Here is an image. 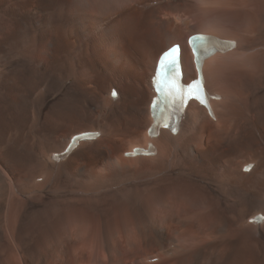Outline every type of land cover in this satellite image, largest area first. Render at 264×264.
I'll return each instance as SVG.
<instances>
[{"label": "bare ground", "instance_id": "1", "mask_svg": "<svg viewBox=\"0 0 264 264\" xmlns=\"http://www.w3.org/2000/svg\"><path fill=\"white\" fill-rule=\"evenodd\" d=\"M56 1H59V0L46 1L48 3L44 8L46 10H48V8H51V9L54 8L53 6L55 5ZM61 1L63 5H62V9L60 8V10H63V8H65L66 6V5L64 6L65 0L64 1L61 0ZM72 1L74 2V0ZM129 1L130 0H117L116 1L122 7L121 11L128 10L129 15L128 16L125 15V18L123 19L120 18L121 20H119V18L117 20H114L112 22V25L109 26L110 30L106 28L105 30L106 33H107V30L109 32L113 30V33H111L109 36V42L111 44L109 52L112 54L113 52L114 53L117 52V50L126 51L128 49L127 47L131 44H129L125 40L123 35L129 30H131V32L133 33H136V36H135L136 38L132 42L133 43L132 45L134 46L135 51L137 52L136 58H138L139 60V58L141 59V57H143V59L145 58V60L149 62L153 57H155L154 70L152 71L153 73L152 74L150 73L148 75L149 72L147 73L146 71L145 72L136 71L133 68V64H134L133 56L128 53H126V56H127L126 58L118 59L116 63L118 62V64H121L119 66L123 68L122 70H120V72H122L121 74H127L131 76L132 78H137L138 76L140 77L141 75L142 77L147 76L148 81H149L148 88H143L142 86H138L134 82L133 84H129V85L118 84V88L111 87L109 89L107 98H97L92 91H86L85 89L84 90L86 91L85 93L83 92V89H81L82 86L80 88L79 84L82 81L81 75H80V78L76 80V82H74L71 86L61 87L59 90L63 93L62 96H64V100L62 102L64 105H65V101H67L68 99L76 100L79 96L78 91H81L80 92L81 97L84 98L82 100L83 102L87 101L88 106L86 107V106H83L84 104H81V105L75 106L73 109L67 110L65 113L59 112L61 110V107L59 110L55 109V111L53 112H52V109H49V110L47 109L48 117L47 118L45 117L47 119L46 122L50 120L48 122V125L53 126L51 127V129L53 130L62 129L64 127V123L66 124V122L67 123L74 122L75 124L77 123L80 126V129L74 132L72 130H71L72 132L68 130L69 133L66 134L67 136L65 137L64 135L65 138H63L60 143L54 146L55 148L47 147L45 151L41 150L40 152L36 153V155L34 154L37 166L38 168L40 167L39 168L40 172L38 171V175L25 176V177H21L18 179H16L15 177L12 180V182H8L6 177H4L2 173H0V221L6 217H9V220H10L9 227L11 230V234L12 236H15L16 230H17L16 226L19 223L22 213H24L22 206L24 205L23 202L25 199L23 198H26V197L30 198L32 194H34L35 192H42L44 188L47 189L48 191V192L46 191L47 193H50V191L52 192L54 189H57L56 187H58V184L54 185L53 187L51 186V184H56V183H52L53 179L56 177L59 170L61 171L62 169L64 170V168L66 169L70 165L72 166V163H73L72 160H76L80 162L82 165L85 164V167L90 166L92 168L88 172L90 174L96 173L95 170L93 171V169H95L98 162L107 160L105 163L107 164L111 163L110 160L112 157L111 158L107 157L105 151H103L100 148H92L91 146H89L90 144L92 143L99 144L104 141H107L110 143V141L115 140L117 138L116 137L117 135H121V134H125L128 137L130 136L132 139L133 138L136 139V138H139L140 133L143 132L144 144L142 145L141 142L140 143L135 142V143H132L131 145L129 143V146L131 145L130 149L129 148H128L129 150L126 149L127 151H124L122 155L126 156V153L132 152L137 147H142L146 150L149 149L150 144H153V146L155 147L154 149L155 153L152 155L140 154L138 156H135V157H144V156L154 157L156 159L155 161H156L157 167L153 168L154 170L152 171L147 172V170H145L142 172L143 174H145L143 175L145 179L143 178V176H141L142 175L141 174L140 176L144 179L143 181L144 184L142 183L141 187H138L139 185L138 183V185L136 184L137 186H135L134 189L132 188L133 186L131 187L132 189L130 188L131 190H136V192L139 191V194L141 192L144 195L148 193V196H147L146 201L144 198L145 202L143 206H141L140 208L138 207L139 209H137L136 211L126 210L125 212L123 208H119L120 206L119 207L117 206L118 209H116L117 210L116 215L119 216V219H118L119 221L117 222V224L112 222L109 219L107 222L105 221L107 223L106 228L108 229V237H109L108 241L109 242L113 241L114 237L118 233H122L124 234L125 239L128 240L127 244L130 247L132 246L133 248L140 249V245L142 244L141 239L148 238L151 234H153L155 236V245L152 248L153 251L145 255L142 254L141 256L137 257L135 260L146 258L147 261L150 260L152 262L156 261L155 259H157V261H161V264H170L172 262L174 264H191V261H193V259L195 258L196 264H211L212 262H218L219 260H221V257L227 253L226 246H229V247L237 246L239 243V237H240L241 241L243 240L247 245H245L246 247L240 246V247H235L231 249L233 252L240 251L241 253L238 262H233V264H264V222H253V223L250 222L251 219L255 218L259 214L264 215V53L263 54L259 53V56L255 54L254 55H249V54L238 55V52H240L241 50L250 51L249 47L248 48L245 47L246 44H244V42L247 39L244 40L243 44H239L237 38L220 37L218 33H216L215 31L209 30L211 28L209 29L207 28V30H205L204 26H201L195 29V26H194L195 20L193 16L186 15L185 13V10L188 9L189 7V2L187 0H173L172 4H167V5H161L162 3L160 5H157L158 4L157 0H147V1H152V2L156 1L155 4L157 6H154L153 8H146V9L139 10L140 14L143 17L141 23L136 21L134 17V14L136 13V11L138 12V10L135 9V5H134L137 3L131 2L129 4L131 5L130 7L131 9H130V8H127ZM71 5L72 6L67 7L65 10L67 12V16L65 20L68 21V23L67 22H64L65 24L60 23V25L58 26L57 34L59 35L61 32V29L63 28L66 29L68 26L71 27L72 34H74V36L79 30L78 29L79 25L76 24L77 19L74 18L76 16L74 12H76L78 9L75 4H71ZM220 5L221 7L222 5L225 6V4H222V3H220ZM233 6L234 8L232 9H235V10L231 11V8L229 10L226 7L227 10H225V12L220 15L221 21H223L222 24L229 25V26L233 24V28L235 29L233 32H231V34L233 33V34L239 35L238 33L239 30L244 31L242 30L246 26V25L244 26V23H247V24L250 23V25L252 24L250 29H252L253 28L252 26H254L255 29L257 30V33H259V34L256 33L257 35H259L258 41H256L257 40L256 39L253 42L263 43L264 41V0H246L244 4H240V2L239 3L237 2V3H234ZM35 15L36 13H34V16ZM72 15L74 17H72ZM47 17L40 16V18L44 19V21H48ZM116 26L117 28H115ZM214 28H217V26H215ZM224 29L225 28L221 30H223L225 33L226 31ZM255 29H253V31ZM217 30H220V28L216 29V31ZM223 31H219L220 34ZM224 33H222V35ZM243 33H240V35ZM64 34L65 35L63 36L67 35L66 32ZM195 34H204V35L216 37L218 39L232 40L236 42V47H234L233 49L226 50L224 52H216L215 54H211L204 59L202 73L205 79V87L210 94L209 104L211 107L212 116H209L207 110L202 105H200L199 102L192 100L189 102L187 108L186 109L184 108V111L182 114H179V111L181 108L177 110L179 117H181V121L179 123V132L177 134L171 132V130L163 129L160 131V133H158L157 136H151L149 134V128L151 127L154 119L151 116L150 104L152 102V98L156 96L153 83H152V78L154 77L155 72H156L157 62L163 52L168 50L173 45L180 44L182 47L181 59H182V67H183V72H184V83L188 84L192 80L197 79L198 74H197L196 65L194 62V55L188 45L189 37ZM231 34L229 33V35ZM106 37L104 33V38ZM5 38L7 40V37ZM162 38H164V40ZM55 39H58V38H55ZM248 42L249 41L247 40V44L249 45ZM254 43H253V47L256 44ZM218 46L220 45H217V47ZM6 47H7L6 44L5 45L3 44L2 47H0L1 53H4ZM41 47L42 46H40V48ZM220 48H224V46L221 45ZM187 50L189 51V54H190V59L192 62V65H191L192 69L189 68V65H187L184 59V56L187 53L186 52ZM17 52H19V48H16L13 51V53H11L13 55L9 54L8 56L16 57L18 55ZM51 55L53 58V62L57 63L56 61L57 59L55 58V56H53L54 54H51ZM8 56H7V59H8ZM235 56H238V57H235ZM18 59L20 60V58ZM85 60H86V64L85 63L84 64H85V68L87 72L91 74L92 76L93 75L96 77L99 76L100 72L97 71L96 69L97 67L95 66V61L91 59L92 61L91 62L90 59L88 58H85L84 61ZM126 61L130 62L131 64L130 63L127 64ZM139 63L141 62H136V65L137 64L139 65ZM5 66H7L6 63H5ZM119 66L117 67L120 68ZM118 68L115 69V72H119ZM17 69L19 68H16V70ZM30 69L32 70V68ZM191 70H193V72ZM23 71L25 72V69ZM188 77L189 79L186 81V78ZM40 80L42 82L41 78ZM59 84H61V82ZM113 89L117 90V93H118L117 98L111 97V91ZM53 90H56V89L53 88ZM54 93L57 94L56 91ZM21 94H23V92ZM60 98H61V95H60ZM26 100L27 99H24L22 104L23 105L25 104V107L28 108V106L30 107L31 102L30 101L26 102ZM6 104H9V102ZM66 104L69 105V103L67 102ZM42 106H43V109L46 108L44 107V104ZM37 109L39 108L37 107ZM37 113H39V111ZM41 114H42V110H41ZM11 115H14V114L12 113ZM213 115H214V118H213ZM39 116H40V113H39ZM41 118H43L42 115H41ZM21 122L23 121L21 120ZM46 127L48 126H45V128ZM38 129L40 130L39 127ZM192 130L196 132L194 135L191 134ZM87 132H99L100 137L91 138L88 140H80L78 142L77 147L74 150H72L68 156H65L64 158L60 160L54 159V154L63 152L67 148L72 137H74L75 135H79V134L87 133ZM42 133L40 134L41 135L45 134V133L43 134ZM60 136L62 137V135ZM50 137L52 138V136ZM141 137L142 136H140V138ZM3 138H4V135H3ZM22 141L24 143V140ZM55 143H57V141ZM26 147H27V144H26ZM11 150H13V148ZM28 150H23V151L29 152ZM17 151L18 150H16V152ZM114 151H116L117 153V149ZM22 153L19 152L18 154H22ZM238 154H243L244 160L242 164L238 163L239 162L238 159H242V158L237 159ZM12 157L13 156L11 152L7 151L5 153H0V162H3L6 167L12 169L13 165L15 164L14 162L15 159L13 160ZM32 157L33 156L31 155V158ZM133 157L134 156H130V158H133ZM236 160L238 162H236ZM249 164H252L251 171L245 172L244 167ZM97 167H99V165ZM97 169H100V168H97ZM116 170L118 169L116 168ZM121 172L119 174H122V173L124 174V172L126 171H123L122 173ZM132 174L133 173L131 171L127 175H123L122 177L123 180L130 178L127 181H131ZM118 178L119 177L117 176V179ZM77 179H78V176H77ZM119 179L115 181L119 182ZM41 180H43L44 182L39 183V181ZM112 180H114V178ZM148 180L151 182H148ZM110 185H111V182L108 181V182H105V184H103L102 187L105 188V187H109ZM98 187L99 186H97V188L93 190V192L91 193H89L90 191L89 190L88 195L96 193L97 192L96 190L98 189ZM125 188L123 190H125ZM20 191L21 193H19ZM12 193L13 194H18V193L23 194V198H21L23 199V201L21 199L15 200L16 197H14L15 199H13ZM118 195L120 196V194ZM116 196L113 198H108L105 201H103L104 199L102 200V197H101L100 199L102 200V202L94 201V200L92 201V199L91 201H88V200L81 201L80 200L81 202L79 204L77 202H74L75 200L73 201L72 199L70 200L65 199V198L61 199L63 197H61L60 199L54 198L53 200L47 202L45 206H42L43 210L39 211L40 214L36 216V219H38L37 224L42 225L41 227L43 229L42 232L45 231V233L48 234V237L50 235V239L48 241L50 242L51 245H53V247L58 244L60 248H65L67 244H76L78 242V239L83 236V233L81 231V226L84 223L85 225H88V226L92 225V223H96L95 217L92 214H98L100 222H102V219H101L102 215H107L105 219H107L111 215V205H113V202ZM90 197H92V195ZM82 198L83 197H80V199ZM88 198L89 196L87 197V199ZM93 198H96V197H93ZM233 198H234V201H232ZM76 199H79V197ZM20 200L22 202H20ZM127 203L129 204V202ZM127 203L125 206H127L128 208ZM78 207H82L85 210H87L86 215H88L89 217L84 218L82 215L79 216V211L76 210ZM62 211L66 212L67 216L61 217L60 214ZM76 214H78V216ZM138 214H144L148 218L149 227L146 230H143L138 234L130 233L129 231L130 225L134 224V219ZM74 215L77 217H74ZM69 216H71L72 220L65 223L64 222L65 219L68 218ZM77 221L80 224V228H75V231L70 230L69 225L71 223H78ZM119 224L121 225V232H119V229H118ZM167 229L172 231L171 236L165 233ZM182 231H184V234L181 236L180 233ZM38 234L39 233H37V235ZM1 237L3 238L2 235ZM196 237H197V241H201L200 245L197 244ZM207 237L214 239V240L218 239V241L216 242L207 241L205 240L207 239ZM13 238L14 237H12V239ZM17 238L18 237L16 236V239ZM133 238H137V241H129V240H132ZM20 241L21 239H19L18 242L15 241L17 242L15 244H17L18 246V243H20ZM21 244L23 245V243ZM30 244H33V242H30ZM7 245L9 244L7 243ZM22 245L20 249H22ZM40 245H42V243H40ZM102 246L106 247L107 252H111L109 243L106 242ZM16 247L12 249L13 251L11 250V254L13 253L12 254L14 255L13 258L15 257L14 259L15 264H21L20 263L21 261L19 262L18 261L19 258L17 257L19 256V252L17 254V251H16L17 248H19L20 246H18L17 248ZM38 248L40 249L41 246L39 247L37 245L35 247L34 252L32 251V249L30 250L29 248L25 251L26 252V263L25 264H30L31 262H35V264L36 263L37 264H47L46 257H43V255H41L40 253L37 254ZM20 249L18 250L20 251ZM101 249L103 251L105 250V248H101ZM115 251L116 252L119 251V248L117 246L115 247ZM109 254L110 253L106 254V259H107V262L111 264L113 263V259L112 257H110L111 255ZM148 255H152V256H148ZM9 258L10 257L6 258L5 260H1L0 264H10L11 262L8 261Z\"/></svg>", "mask_w": 264, "mask_h": 264}, {"label": "rangeland", "instance_id": "2", "mask_svg": "<svg viewBox=\"0 0 264 264\" xmlns=\"http://www.w3.org/2000/svg\"><path fill=\"white\" fill-rule=\"evenodd\" d=\"M46 1H49V0H44V1L43 0H0V2L2 3V5L0 3V27H2V28H0V42H1L0 47H2L3 44L7 45L4 53H1V51H0V77H1L0 78V100L2 98V100L0 101V109H1L0 110V115H1L0 117L2 118V119L0 118V124H1L0 125V153H5L7 151L11 152L12 156H13L12 157L13 160L15 159L14 160L15 164L13 165L14 169L13 168L10 169V168L6 167L3 162H0V164H1L0 171H2L0 173H2V175L4 177H6L8 182H12V180L15 177H16V179H18V178L25 177V176L38 175V171L40 170L39 169L40 167L38 168V166H37L34 154L36 155V153L40 152L41 150L45 151V149L47 147L48 148H50V147L55 148L54 146H56L58 143H60L62 141V139L67 136L66 134L69 133L68 130H70V132H72V131L74 132V131H77L80 129V126L77 123L75 124L74 122H71V123L66 122V124L64 123V127L62 128L63 130L62 129L53 130V129H51V127H53V126L48 125V122L50 120L48 122H46L47 121L46 118L48 117L47 112L49 109H52V112H53V111H55V109L59 110L61 107V110L59 112L65 113L67 110L73 109L75 106H78L81 104H84L83 106H86V107L88 106V102L87 101L83 102V100H82L84 98L81 97V94H80L81 91H78L79 96L76 100H70V99L67 100L66 99L67 101H65V105H64L62 102L64 100V96H62L63 93L59 90L61 87L71 86L74 82H76V80H78L80 78V75H81V80L83 82L82 81L80 82V84H79L80 88L82 86L81 89H83V92H85V93H86V91H92L97 98H107L109 89L111 87L118 88V84L129 85V84H133V82H134L138 86H142L143 88H148L149 81H148L147 76L142 77V75H141L140 77L138 76L137 78H132L131 76H129L127 74H121L122 72H120V70H122L123 68L121 66H119L121 64H118V62L116 63V61L118 59L126 58L127 57L126 53L133 56V60H134L133 68L136 71H138V72H145L146 71L147 73L149 72L148 73V75H149L150 73L152 74L153 73L152 71L154 70L155 57H153L149 62L146 61L145 58L143 59V57H141V59L139 58V60H138V58H136L137 52L135 51V48L132 45L133 44L132 42L136 38L135 37L136 33L131 32V30L127 31L123 35L125 40L129 44H131L127 47L128 49L126 48L127 49L126 51L125 50H119V51L117 50V52H115V53L113 52L114 54L113 53L112 54L114 57L109 52V49L111 46V44L109 42V36L111 33H113V30H111L112 32L108 31V30H110L109 26L112 25V22L114 20H117L118 18H119V20H121V19L125 18V15H127V16L129 15L128 10L121 11L122 7L120 6V4H118V2H116L117 0H74V2L72 0H67V1L65 0L66 3L64 2V6L65 5L66 6H65V8H63V10H60V8L62 9V5H63L61 0L56 1L55 5L53 6L54 8H52V9L48 8V10H46L44 8L48 3ZM172 1L173 0H157V2H158L157 5H160L161 3H162L161 5L172 4ZM187 1L189 2V7H188V9L185 10V13H186V15L193 16V18L195 20L194 21L195 29L199 28L201 26H204L205 30H207V28L208 29L211 28L209 30L215 31L216 33H218V35L220 37L237 38L239 44H243L244 40L247 39L249 41L248 42L249 45L247 44V40L244 42V44H246L245 47H247V48L249 47L250 51L241 50L242 52L241 51L238 52V55H247V54L254 55L255 54V55L259 56V53H262V54L264 53V46H263L264 41H263V43H258V42L256 43L255 42L257 45L253 42L256 39H257L256 41H258L259 35H257V34H259V33H257V30L255 29L254 26H252L253 28L250 29L252 24L250 25V23L249 24L244 23V26L245 25L246 26L242 30H244L245 32L239 30V32H238L239 35L233 34V33L231 34V32H233L235 29V28H233V24L231 26L222 24L223 21H221L220 15L223 14L225 12V10H227V8L229 10L231 8V11L235 10V9H232V8H234V6H233L234 3L240 2V4H244L246 0H223V1L222 0H220V1H218V0H215V1L214 0H187ZM211 1L213 2V4ZM216 1H217V3H216ZM131 2L137 3L134 5H135V9L138 10V12L141 9L153 8L154 6H157L155 4L156 1L152 2V1H147V0H130L128 2L127 8L131 7V5H129ZM220 3L225 4V6L222 5V7H221ZM71 4H75L77 9H78L76 11L77 13L74 12L75 10L73 11L76 14V16L74 17L72 15V17L77 19L76 24L79 25V27H78L79 33L77 32L75 34L76 37L74 36V34H72V30H71L70 26H68L66 29L65 28L61 29L60 35L57 34L58 33V26L60 25V23L61 24L62 23L65 24L64 22L68 23V21L65 20V18L67 16V12L65 10L67 7L72 6ZM78 4H79V6H78ZM147 4H148V6H147ZM138 12L136 11V13L134 14V17H135L136 21L141 23L143 17L140 14V12L139 13ZM34 13H36L35 16H34ZM45 13L48 15H46ZM77 14H79V15H77ZM40 16H42V17L48 16L47 17L48 21H44V19H41ZM6 17H8V18H6ZM59 20H60V22H59ZM43 21H44V23H43ZM97 22H99V23H97ZM82 23H83V25H82ZM12 24H13V26H12ZM215 26H217V28H214ZM106 28L108 29L107 33L105 32ZM115 28H117V26ZM219 28H220V30L216 31V29H219ZM223 28H225L224 30L226 32L227 31L228 32L224 33V31L221 30ZM253 29H255L256 31L255 30L253 31ZM219 31H223V32H221V34H220ZM65 32L67 33V35L63 36V35H65L64 34ZM9 33H10V35H9ZM104 33H105V37L108 34L109 35L106 38H104ZM222 33H224V34L222 35ZM229 33L231 35H229ZM240 33H243L244 35L243 34L240 35ZM1 34H2V36H1ZM131 35H132V37H131ZM233 35H235V36H233ZM50 36H51V38H50ZM241 36H242V38H241ZM243 36H245V37H243ZM5 37H7V40ZM4 38H5V40H4ZM55 38H58V39H55ZM252 38H253V40H252ZM162 39L164 40V38H162ZM242 39H243V41H242ZM251 40H252V42H251ZM15 42H16V44H15ZM253 43L255 44L254 45L255 49L253 47ZM250 44H251V46H250ZM40 46H42V47L40 48ZM164 47H166V46H164ZM16 48H19V52H17L18 55L16 57L8 56L9 54L13 53V51ZM39 48L42 50H40ZM0 50H1V48H0ZM6 50H7V52H6ZM186 52L187 53L185 54L184 59H185L187 65H189V68L192 69V66H191L192 62L190 59L189 51L187 50ZM23 53H24V55H23ZM39 53H40V55H39ZM239 53H241V54H239ZM51 54H54L53 56H55V58L57 59L56 60L57 63L53 62V58H52ZM11 55H13V54H11ZM7 56H8V59H7ZM235 57H238V56H235ZM18 58H20V60ZM85 58L90 59V61H91V59L93 61H95V66L97 67L96 69H97V71L100 72L99 76H97V77L94 75L92 76L91 74H89L87 72V70L85 68V64H86V60L84 61ZM1 59H3V60H1ZM34 62L35 63L37 62V63L35 64ZM136 62H141V63H139V65L138 64L136 65ZM5 63L7 66H5ZM126 63L129 64L130 62L126 61ZM41 65H42V67H41ZM117 66H119L120 68H118ZM16 68H19L20 71H19V69L16 70ZM30 68H32V70ZM116 68L119 69L118 70L119 72H115ZM24 69H25V72L23 71ZM191 71L193 72V70H191ZM27 72H28V74H27ZM30 73H31V75H30ZM20 74H22V75H20ZM117 74H119V75H117ZM40 78L42 79V82H41ZM188 79H189V77L186 78V81ZM6 81H8V82H6ZM60 82H61V84H59ZM11 84H13V85H11ZM37 84H38V86H37ZM49 86H50V88H49ZM53 88L56 90H53ZM85 89H86V91H84ZM57 90H59L60 92ZM55 91L57 94L54 93ZM13 92H15V93H13ZM22 92H23V94H21ZM9 93H11V94H9ZM58 93H59V95H58ZM60 95H61V98H60ZM24 99H27L26 102H29V101L31 102L30 103L31 108L29 106H28V108H26L25 104L24 105L22 104ZM79 100H80V102H79ZM8 102L10 105L6 104ZM10 102H12V103H10ZM66 102L69 103V105L66 104ZM38 103H39V105H38ZM43 104H44V107H46L44 109L42 106ZM61 104H63V105H61ZM52 105H54V106H52ZM56 106H58V107H56ZM3 107H5V108H3ZM37 107L39 109H37ZM41 110H42V114H41ZM20 111H21V113H20ZM38 111L40 113V116H39V113H37ZM11 112L14 115H11L12 114ZM27 115H28V117H27ZM41 115L43 118H41ZM13 118H14V120H13ZM29 118H30V120H29ZM40 119L43 121H41ZM21 120L23 122H21ZM5 122H6V124H5ZM45 126H48V127L45 128ZM33 127H34V129H33ZM38 127L40 128V130L38 129ZM45 129H46V131H45ZM39 132L45 133V134L42 133L44 136L41 135ZM195 133L196 132H194V130L191 131L192 135H194ZM3 135H4V138H3ZM34 135H36V136H34ZM49 135L52 136V138ZM60 135H62V137ZM64 135H65V137H64ZM57 136H58V138H57ZM140 136H142L143 138L142 137L140 138ZM140 136H139V138H136V139H134V138L132 139L129 136L132 139L131 140L127 135L121 134V135H117L116 136L117 138L116 139L114 138L115 140L110 141V143L107 141H104V142H101L99 144H97V143L96 144H94V143L90 144L89 146H91L92 148H100L103 151H105L107 157H110V158L112 157L110 160L111 163H109V164L105 163L107 160H103L101 162H98L97 166L99 165V167L96 166L95 169H93V171L95 170L96 173H91V174L88 173L90 171V169H92L90 166H86L87 167L86 168L85 164L82 165L80 162H78L76 160H72V162H73L72 166L70 165L66 169L64 168V170L63 169L61 171L59 170L58 174L53 179L52 183H56V184H51V186L53 187L54 185L58 184V187H56L57 189H54L52 192L50 191V193H47L48 192L47 189L44 188V190L42 192H35L34 194H32L30 196V198H27V197L23 198V194H19V193H21V191L18 194L12 193L13 199H15L14 197H16L15 200H19V199L23 198L27 201L24 200V202H23L24 205L22 207H23L24 213H22V216L19 220V223L16 226L17 230H16L15 236H12V234H11V230L9 227L10 226L9 225V223H10L9 217H6L0 221V261L5 260L6 258L10 257L8 260L9 262H11L10 264H15V261H14L15 257L13 258L14 255H12L13 253L11 254V250L17 246V244H15V243H17L19 241V239H21L20 243H18V246H20V247L19 248H17L18 246L16 247L17 248V250H16L17 254L19 252V256H17L19 258L18 261L19 262L21 261L20 262L21 264L26 263V252L25 251L29 248L30 250L32 249V251L34 252L35 247L37 245L39 247L41 246L40 249L38 248L37 254L40 253L41 255H43V257H46L47 264H109L107 262V259H106L107 253H110L109 255H111L110 257H112V259H113V263H111V264H161V261H153L152 262L150 260L147 261L146 258L135 260L137 257L141 256L142 254L145 255V254L153 251L152 248L155 245V236L153 234H151L148 238L141 239L142 244L140 245V249L139 248L138 249L133 248L132 246L130 247L127 244L128 240L125 239L124 234H122V233H118L114 237L113 241H110V242L108 241L109 237H108V229L106 228L107 227L106 222L109 219L112 222L117 224V222L119 221L118 220L119 216L116 215V213H117L116 209H118L117 206L118 207L120 206L119 208H123V210L125 212H126V210H130V211L135 210L136 211L141 206H143L144 202L147 199L148 193H146L144 195L141 192L142 194L141 193L139 194V191H137L138 192L137 193L136 190H131V189L132 188L134 189L135 186L138 185V183H139L138 187H141V184L143 183V181L145 179L143 176L145 174L142 173L143 171L147 170V172H149V171L154 170L153 168L157 167V164L155 161L156 159L154 157H149V156L145 157L144 156V157L130 158V157L122 155V153L124 151H127L130 149L132 143H135V142L140 143L141 142L142 145L144 144L143 132L140 133ZM29 137H30V139H29ZM47 138H48V140H47ZM22 140H24V143ZM56 141H57V143H55ZM129 143L131 144L130 146H129ZM19 144H21V145H19ZM26 144H27V147H26ZM28 144L33 146L34 148L29 146ZM15 145H16V147H15ZM10 147H11V149L13 148V150H11ZM22 147H23V149H22ZM28 148H29V150H28ZM116 149H117V153H116V151H114ZM16 150H18V151L16 152ZM23 150H28L29 152H26V151L24 152ZM19 152L20 153L23 152V153L18 154ZM29 153H31V154H29ZM31 155L33 156L32 158H31ZM110 158H108V159H110ZM238 158H242V159H238ZM237 159L239 162L237 160H236V162L242 164L243 160H244L243 154H238ZM30 161H32V162H30ZM74 161H75V163H74ZM155 164H156V166H155ZM26 166L28 167L29 171H28ZM75 167H77V168H75ZM101 167L104 169H102ZM119 167H121V168H119ZM123 167H124V169H123ZM21 168H23V169H21ZM97 168H100V169H97ZM116 168L118 170H116ZM122 169H123V171H126V172H124V174L122 173L123 172ZM131 171L133 173L132 174V180L133 181L132 180L127 181L130 178L123 180V178H122L123 175H127ZM120 172L122 174H119ZM67 173H68V175H67ZM95 174L98 176H96ZM110 175H112L113 177ZM116 175L122 180H120L118 178L119 182L115 181V180H118ZM140 175L143 176L144 179ZM8 176H10V177H8ZM77 176H78V179H77ZM139 177H140V179H139ZM102 178H104L105 181ZM113 178H114V180H112ZM108 181L111 182V185L109 187L103 188L102 187L103 184H105V182H108ZM43 182H44L43 180L39 181V183H43ZM83 182H84V184H83ZM148 182H151V181L148 180ZM133 184H135V185H133ZM97 186H99L98 189L96 190L97 192L94 194H91L92 197H90L91 195H88V194L93 192V190H95L97 188ZM124 188H125V190H123ZM88 191H89V193H88ZM55 192L58 194H56ZM110 192H111V194H110ZM108 194H110V195H108ZM118 194H120V196ZM21 195H22V197H21ZM39 195H41V196H39ZM88 196L90 199L89 198L87 199ZM115 196H116V198L113 202V205H111V215L107 219H105L107 217V215H102V217H101L102 222H100L99 221V215L98 214H92V215H94L97 224L92 223V225L88 226V225H85V223H84L81 226V231L83 233V236L78 239V242L76 244H67L65 246V248H60L58 244L53 247V245H51L50 242L48 241L50 239V235L48 237V234H46L45 231L42 232V230H43L41 228L42 225L37 224L38 219H36V216H38L40 214L39 211L43 210L42 206H45V204L47 202L53 200L54 198L60 199L61 197H63L61 199H64V198L69 199V200L72 199L73 201L75 200L74 202H77L79 204L81 201H84V200L91 201V199H92V201L94 200V201L102 202L103 199H104L103 201H105L108 198H113ZM73 197H74V199H73ZM75 197L76 198L79 197V199H76ZM80 197H83V198L80 199ZM84 197H85V199H84ZM93 197H96V198H93ZM101 197H102V200L100 199ZM144 198H145V201H144ZM23 199H21V200L23 201ZM21 200H20V202H22ZM232 201H234V198ZM127 202H129V204ZM126 203L128 205V208H127V206H125ZM129 205H130V207H129ZM131 206H132V208H131ZM76 210L79 211V216L82 215L84 218L89 217L88 215H86L87 210H85L84 208L78 207ZM6 213H7V211H6ZM60 215H61V217L67 216L66 212H64V211H62ZM76 215L78 216V214H76ZM77 216L74 215V217H77ZM70 220H72L71 216L66 218L64 222L67 223ZM98 221H99V223H98ZM1 222H2V224H1ZM35 224H36V226H35ZM148 227H149L148 218L144 214H138L134 219V224L130 225L129 231H130V233H137L138 234L141 231L146 230ZM69 228H70V230L75 231V228H80V224H79V222L78 223H71L69 225ZM118 229H119V232H121V225L120 224L118 225ZM37 233H39V234L37 235ZM165 233H167V235L171 236L172 231L167 229ZM183 234H184V231H182L180 233L181 236ZM1 235L3 236V238L1 237ZM10 236L14 237L13 238L14 240ZM16 236L18 237L17 239H16ZM10 239H12V240H10ZM205 240L213 241V242L218 241V239L214 240V239H211L208 237ZM15 241H17V242H15ZM129 241H137V238H133L132 240H129ZM30 242H33V244H30ZM106 242L109 243V247L111 248V252H107L106 247L102 246ZM196 242L199 245L201 244L200 243L201 241H197V237H196ZM3 243H5V244H3ZM7 243L9 245H7ZM21 243H23V245ZM40 243H42V245H40ZM21 245H22V249H20ZM29 245H30V247H29ZM245 245H247V244L243 240L241 241V239L239 237V243L235 247H240V246L246 247ZM116 246L119 248V251H117V252L115 251ZM1 247H3V248H1ZM9 247H10V249H9ZM235 247L226 246L227 253L221 257V260H219L218 262H212L211 264H233V262H238L241 253H240V251H234L233 252L231 250L232 248H235ZM101 248H105V250L103 251ZM1 249H3V250H1ZM18 249H20V251ZM7 251H8V253H7ZM2 252H4L6 255ZM22 252H23V254H22ZM9 254H10V256H9ZM148 256H152V255H148ZM194 259H193V261H191V264H194V263L196 264V259L195 260ZM30 264H35V262H31ZM170 264H174V263L172 262Z\"/></svg>", "mask_w": 264, "mask_h": 264}, {"label": "snow or ice", "instance_id": "3", "mask_svg": "<svg viewBox=\"0 0 264 264\" xmlns=\"http://www.w3.org/2000/svg\"><path fill=\"white\" fill-rule=\"evenodd\" d=\"M193 44V53L197 58V62L200 68L201 77L199 80L194 82L186 91V98H194L205 104L206 107L210 108V104L207 101L210 99L209 95L204 90V81L202 77V59L203 56L217 50V45L225 44L229 47H236L235 41H219L216 37L209 36H194L191 38ZM180 49L179 46L172 47L168 52L164 54L160 61V74L164 77H168L171 72H174L179 63ZM173 87H177L173 84ZM116 93L113 92V96ZM214 118V115H213ZM149 132L158 135L154 128H150ZM154 148V146H153ZM136 151H140L137 149ZM251 166L246 167L245 171H250ZM260 222H264V215L257 218Z\"/></svg>", "mask_w": 264, "mask_h": 264}, {"label": "water", "instance_id": "4", "mask_svg": "<svg viewBox=\"0 0 264 264\" xmlns=\"http://www.w3.org/2000/svg\"><path fill=\"white\" fill-rule=\"evenodd\" d=\"M219 41H227V40H221V39H218ZM221 45L222 46H224V48H220L221 47ZM220 46H216L217 47V50L215 51V52H213V54L214 53H216V52H224V51H226V50H231V49H233L234 47H229V46H227V45H225V44H221ZM85 136H91V135H82V136H78L77 138L78 139H83V137H85Z\"/></svg>", "mask_w": 264, "mask_h": 264}]
</instances>
